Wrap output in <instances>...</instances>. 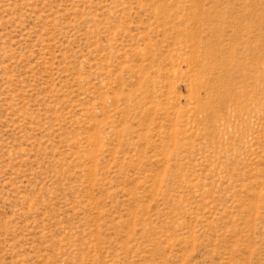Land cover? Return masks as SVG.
<instances>
[{
	"label": "rangeland",
	"instance_id": "374dc122",
	"mask_svg": "<svg viewBox=\"0 0 264 264\" xmlns=\"http://www.w3.org/2000/svg\"><path fill=\"white\" fill-rule=\"evenodd\" d=\"M0 264H264V0H0Z\"/></svg>",
	"mask_w": 264,
	"mask_h": 264
}]
</instances>
